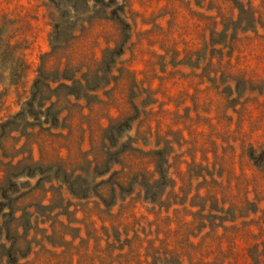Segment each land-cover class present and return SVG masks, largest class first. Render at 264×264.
I'll use <instances>...</instances> for the list:
<instances>
[{
  "label": "rangeland",
  "instance_id": "obj_1",
  "mask_svg": "<svg viewBox=\"0 0 264 264\" xmlns=\"http://www.w3.org/2000/svg\"><path fill=\"white\" fill-rule=\"evenodd\" d=\"M0 264H264V0H0Z\"/></svg>",
  "mask_w": 264,
  "mask_h": 264
}]
</instances>
